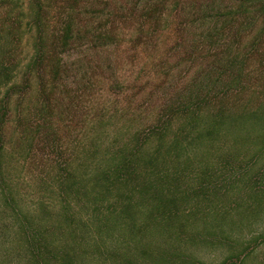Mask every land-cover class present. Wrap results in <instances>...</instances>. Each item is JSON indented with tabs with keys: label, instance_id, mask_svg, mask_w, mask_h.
Segmentation results:
<instances>
[{
	"label": "trees",
	"instance_id": "obj_1",
	"mask_svg": "<svg viewBox=\"0 0 264 264\" xmlns=\"http://www.w3.org/2000/svg\"><path fill=\"white\" fill-rule=\"evenodd\" d=\"M108 1L0 0V90H3L0 96V167L4 163V154L8 153L4 128L10 109L17 112L18 128L20 125L21 135L27 134L25 139L28 141L36 130L41 134L38 143L42 147L46 146L44 137L47 145L54 147L59 132L63 131L65 135L66 125L55 120L56 111H60L62 104L57 90L67 85L72 73L78 78L77 69L74 70L76 64L70 59L74 54L80 61L81 54L95 48L100 50L99 47L117 40L119 21L118 18L108 21L113 13ZM114 1L123 5L122 0ZM257 1L260 6L254 9L264 18V0ZM156 5L148 11L151 13ZM243 5L231 14L232 17L210 14L204 16V22L216 26L217 19L223 17V22L230 24L249 11L242 10ZM232 25L225 30L222 25L204 32L206 52L202 41L196 48L192 47L199 52L198 57L202 55L204 68L173 93L167 91L158 96L155 100L157 112L144 124L133 128L113 125L112 118L117 116L119 109L114 105L109 107L107 99L95 98L96 102L89 109L88 144L80 154L74 150L67 157L59 148L53 159L65 170L59 176V189L64 193L63 202H68L71 215L62 217L68 221L74 245L55 244L49 234L56 232L57 226L39 223L29 212H24L21 218L15 213L19 235L12 246H15L13 249L17 246L25 249L27 264H81L80 258L86 252L83 250L84 237L80 234L84 226L91 228V225L99 234L118 226L128 232V242L135 244L142 255L155 256L152 243L155 235L163 238L174 235L175 239L187 241L196 237L189 219L197 218V204L200 205L202 199L219 209L215 198L226 194L221 181L229 174L236 172L237 179L252 180L250 165L259 153L251 158L243 151L232 150V145L244 144L245 136L241 132L247 124L253 129L264 128V109L259 106L237 114L224 104L230 93H240L243 89L240 79L234 78L237 80L232 79L227 84L222 80L239 58L237 55L232 58L227 52ZM24 26L31 32L33 51L23 64L16 58V44ZM214 44L215 50H211ZM223 47L225 50L217 52ZM92 79L87 78V83ZM118 81L116 76L113 77L110 87ZM29 91L36 93V100L31 101L41 120L37 117L29 120V114H25L28 107L24 104ZM14 97L17 103L13 109ZM30 144L33 145V141ZM34 148L32 152L26 148V161L34 155ZM50 149L54 151V148ZM71 158L76 159L75 164ZM255 177L263 182L264 174ZM7 188L3 189L4 193L8 190L4 202L10 205V201L15 202V197L10 186ZM193 198L199 200L196 207L187 209L183 206ZM84 201L86 205H82ZM22 213L21 210L20 215ZM243 255V252H237L236 256L242 261ZM125 260L135 264L130 257Z\"/></svg>",
	"mask_w": 264,
	"mask_h": 264
},
{
	"label": "rangeland",
	"instance_id": "obj_2",
	"mask_svg": "<svg viewBox=\"0 0 264 264\" xmlns=\"http://www.w3.org/2000/svg\"><path fill=\"white\" fill-rule=\"evenodd\" d=\"M157 1L162 3L158 4ZM122 2L121 6L114 0L108 1V6L113 9L108 21L113 18L119 21L117 40L99 47L100 50L95 48L81 54L80 61L76 60L75 54L70 58L76 64L74 70L77 69L78 78L72 73L67 85L57 90L62 104L61 115L60 111H56L55 120L66 125V130L64 136L63 131L59 132L54 147L47 145L45 137L46 146L42 147L38 143L41 134L36 130L29 141L25 139L27 134L22 136L21 126L18 128L17 112L10 109L7 115L4 130L8 153L4 154V163L0 167V264H27L25 249L19 246L13 249L15 246H12L16 244V235H19V227L14 222L15 213H19L21 218L24 212H29L35 215L39 223L57 226L56 232L49 234L55 244L74 245L68 221L62 217L71 215L68 202H63L64 193L59 189V176L65 170L53 161L57 157L55 152L60 148L65 157L74 150L80 154L88 144L89 109L96 99H107L109 107L114 105L119 109L117 116L112 118L113 125L117 127L128 125L133 128L144 124L149 116L154 117L158 96L167 91L173 93L204 68L205 65H201L202 55L198 57L199 52L193 48L202 41L206 52L208 46L203 36L208 29H219L224 25L222 30H225L233 24L227 38V52L231 53L232 58L236 55L239 58L238 63L232 65V71L222 80L227 84L234 78L240 79L243 89L240 93H230L224 99V104L237 114L259 106L264 109V18L254 9L260 6L257 0ZM241 4H244L242 10L249 11L246 16L233 19L230 24L223 22V17L217 19L216 26L212 22H204V16L210 14L232 17L231 14L239 10ZM152 5L156 7L150 13L148 9ZM104 11L108 12V8ZM18 34L16 58L24 64L33 51L31 32L24 26ZM214 46L210 49L215 50ZM224 48L217 49V52ZM213 75L218 76L217 72H213ZM115 76L119 81L111 88ZM89 77H93V81L87 83ZM74 79L77 81L71 82ZM2 92L1 89L0 96ZM15 97L11 103L13 109L17 103ZM31 100H36L34 91L26 93L23 104L28 110L25 114H29V120L36 117L41 120V116H36ZM241 133L245 136L244 144L232 145V150L238 153L243 151L251 158L259 153L250 165L252 180L237 179L236 172L222 180L221 186L226 194L215 198L219 209L210 206L206 199L199 202L198 198H193L183 203L187 209L196 207V202L200 203L197 204V218L193 216L189 219L196 231L194 239L187 241L175 239L174 235L166 234V238L155 235L152 241L155 256L145 257L135 244L128 242V232L118 226H112L102 234L92 225L91 228L84 226L80 236L84 237L83 250L86 253L80 258V263L129 264L125 258L130 257L135 264H223L225 261L227 264H264V179L261 182L255 177L264 174V128L253 129L247 124ZM32 146H35L34 155L29 154L26 161V148L32 152ZM50 148H54V151L51 152ZM71 160L75 164L76 159ZM7 185L15 197V202L10 199V205L4 202L8 190L4 193L3 189H8ZM246 185L247 188L244 187ZM86 204V201L82 202V205ZM21 210L23 213L20 215ZM237 252H243L242 261L236 256Z\"/></svg>",
	"mask_w": 264,
	"mask_h": 264
}]
</instances>
